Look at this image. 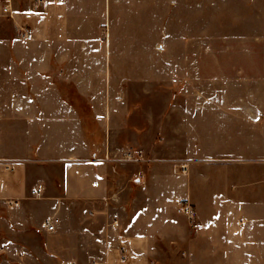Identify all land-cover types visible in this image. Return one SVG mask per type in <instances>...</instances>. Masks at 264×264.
I'll return each instance as SVG.
<instances>
[{
    "label": "crops",
    "instance_id": "1",
    "mask_svg": "<svg viewBox=\"0 0 264 264\" xmlns=\"http://www.w3.org/2000/svg\"><path fill=\"white\" fill-rule=\"evenodd\" d=\"M168 1L151 63L149 24L134 35L139 23L113 12L123 3L0 0V264H264V1L221 0L220 19ZM155 64L189 93L160 115L159 171L128 178L111 160L134 151L115 139L124 104L102 82Z\"/></svg>",
    "mask_w": 264,
    "mask_h": 264
},
{
    "label": "rangeland",
    "instance_id": "2",
    "mask_svg": "<svg viewBox=\"0 0 264 264\" xmlns=\"http://www.w3.org/2000/svg\"><path fill=\"white\" fill-rule=\"evenodd\" d=\"M17 1L18 2L16 3L21 9H25L27 7L24 3V0ZM111 1L113 3H123L122 5H118L117 11H113L117 12L118 17L121 18L125 15L133 17L134 20H132V26L129 28L133 29L135 28V23H139L138 28H136L137 30L135 29V31H133L134 35H139L142 32V22H144V24H149L148 35L151 39V42L149 43V51L151 63H155L156 52L159 51L161 46L160 44L158 45L157 42L159 24L158 14L164 0H140L149 7V9L144 10L145 13L148 12L147 15H145V13L141 10L138 13L135 9V7H139L134 3L139 2L138 0ZM172 1L173 0H169L168 2ZM132 2L134 3L133 11L130 12L128 9L129 6H126V4ZM190 2L193 3L192 1ZM198 3L202 8V11L200 12L202 16L199 17L205 19L206 16H208V18L214 16V19H220L221 10L218 5L221 3V0H214V5L212 7H208L205 0H200ZM186 11L187 10H183L182 12L184 13ZM142 14H144L143 21H141ZM211 14H213V16H211ZM145 17H149L148 22ZM8 29L9 30L7 31L10 32L11 27L9 26ZM214 29V32L216 31L218 33V27L215 26ZM195 31L197 32L198 28H195ZM143 33L144 35L148 33L145 27ZM198 35L205 37L204 29L201 32L198 31ZM195 45L197 46L196 49L199 51V54H204V41L196 42ZM216 45L217 43H214L215 49L218 47ZM88 71H93V69H89ZM101 71H103V69H101ZM176 71L174 69H156V64L151 65L150 69H108V79L106 80V83L104 82L103 84L102 82V85L105 86L106 91L108 92L107 97L109 98V89H112L113 97L118 98L121 101H119V103L124 104L123 106L119 105V114H124L126 116L124 119L122 118L118 124L127 125L129 130L126 132L127 136L122 137V133L120 132L118 133V136H115V139H117L119 142H123L124 144L126 143L125 145H129L133 148L134 151L133 154H131L132 161H129L125 154L124 156L118 155L119 159H115V156L113 155L111 156L113 157L111 160H118L121 163L123 162L124 164L131 165H127L130 167V169H126V172L129 174L128 178L136 176L135 174H138V171L141 172L140 169L143 168V165H146V167L155 168V172L159 171L158 166L163 160V154L159 153V142L162 141V137L159 134V129L162 125L161 121H159L160 115L164 112L172 113V109L174 108V99L188 97L189 93L188 85L184 79L181 81H178L177 78L174 79V77H177L179 74V72L176 73ZM163 73H165L166 76L164 90L163 86L159 83L162 81ZM175 82L180 84L178 87H181V89H175ZM87 87H89L90 90H93L92 82L89 80H87ZM96 87H98V84H96ZM166 156H170V154H166ZM136 163H141V165L138 166ZM131 168L135 169L133 170V175L131 174Z\"/></svg>",
    "mask_w": 264,
    "mask_h": 264
},
{
    "label": "built area",
    "instance_id": "3",
    "mask_svg": "<svg viewBox=\"0 0 264 264\" xmlns=\"http://www.w3.org/2000/svg\"><path fill=\"white\" fill-rule=\"evenodd\" d=\"M39 5L44 4V0H35ZM7 7H5V11H7ZM21 38L23 39H29L31 37V33L28 29H22L21 33H20ZM132 155H127L126 158H128L129 161H132L131 159ZM186 166H183V169H185ZM32 195H38V192L33 190L32 191ZM177 213L184 215L186 217H188V219L190 220L191 225H195V221H196V213L194 211V209L192 208L191 204L184 199H179L178 203H177ZM60 224V219H58L57 217H53L50 219H46L44 221V228L47 232H55L58 229V226Z\"/></svg>",
    "mask_w": 264,
    "mask_h": 264
}]
</instances>
